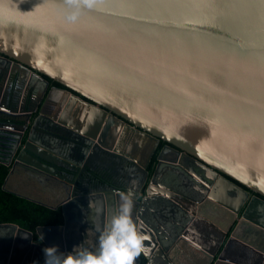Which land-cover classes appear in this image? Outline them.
Returning <instances> with one entry per match:
<instances>
[{
  "label": "water",
  "instance_id": "obj_1",
  "mask_svg": "<svg viewBox=\"0 0 264 264\" xmlns=\"http://www.w3.org/2000/svg\"><path fill=\"white\" fill-rule=\"evenodd\" d=\"M93 2L70 24L63 0H0V59L65 87L54 125L67 132L59 143L21 119L4 187L18 167L55 179L56 205L10 190L62 222L0 223V264H44L52 245L98 251L129 191L149 250L135 264H183L184 244L200 264H264V0ZM103 153L133 166L115 179ZM75 204L95 220H73ZM200 223L209 244L192 236Z\"/></svg>",
  "mask_w": 264,
  "mask_h": 264
},
{
  "label": "flooded vegetation",
  "instance_id": "obj_2",
  "mask_svg": "<svg viewBox=\"0 0 264 264\" xmlns=\"http://www.w3.org/2000/svg\"><path fill=\"white\" fill-rule=\"evenodd\" d=\"M44 78L47 81V85H45V83L39 78L30 77V75L26 74L24 70H19L16 66L0 59V124H3V127H1L3 129L1 134L2 141L0 143L7 146V154L9 155L11 154V151L15 149L19 140L20 130L24 126V121H21V119H27L30 116V120H35L33 125L35 130L33 131L34 134L36 131L51 133L55 137L60 138L59 143L61 142L63 134L67 133L65 130H61L54 125V117L57 116L58 118L61 115V107L59 105L61 101L59 98H55V88L65 87L46 76H44ZM9 112L17 114V116L8 118V116H10ZM32 122L34 121H31L29 128L32 125ZM166 144L167 143L162 140L159 141L153 156L151 157V162L153 159V164L156 159V154ZM98 155L101 156L103 162L107 163L108 161L110 163L109 167L104 165L107 167L105 170L109 172V174L111 173L115 179L121 177L124 173L123 171L118 172L117 168L122 167L126 171V169L133 166L132 163L118 159L114 156L110 159L105 153ZM94 159H97V155L91 160L93 161L92 164L95 161ZM19 173L20 170L18 167L16 176L11 179L12 181H16L13 185V190L22 193H24V191L25 193L27 191L33 193L34 189H32L31 186L29 189L25 186V183L27 185L31 180L26 177L21 179L18 175ZM49 179H51V177L39 175L35 178L36 182L34 185L37 187V185H40L41 183L43 184ZM41 188L44 190L46 189L45 186H42ZM33 195L35 196H33L35 199L45 202L42 196L35 195L34 193ZM33 240H38V238L34 236Z\"/></svg>",
  "mask_w": 264,
  "mask_h": 264
},
{
  "label": "clouds",
  "instance_id": "obj_3",
  "mask_svg": "<svg viewBox=\"0 0 264 264\" xmlns=\"http://www.w3.org/2000/svg\"><path fill=\"white\" fill-rule=\"evenodd\" d=\"M66 5L65 19L75 23L82 10L91 9L93 0H63ZM119 212L112 216L100 237L99 250L76 246L73 251L61 254L58 245L44 249V264H135L142 253L149 254L144 241L146 237L137 228L133 219L134 201L132 192L121 193Z\"/></svg>",
  "mask_w": 264,
  "mask_h": 264
},
{
  "label": "trees",
  "instance_id": "obj_4",
  "mask_svg": "<svg viewBox=\"0 0 264 264\" xmlns=\"http://www.w3.org/2000/svg\"><path fill=\"white\" fill-rule=\"evenodd\" d=\"M6 148L0 143V223H15L31 231H35L38 225L61 223L60 208H50L4 187L10 171V166L4 164L9 155Z\"/></svg>",
  "mask_w": 264,
  "mask_h": 264
},
{
  "label": "crops",
  "instance_id": "obj_5",
  "mask_svg": "<svg viewBox=\"0 0 264 264\" xmlns=\"http://www.w3.org/2000/svg\"><path fill=\"white\" fill-rule=\"evenodd\" d=\"M118 172H125V169L122 167L117 168ZM84 173V172H83ZM14 178V176L10 177L7 184L9 183V186L11 185V182L16 183V181H12L11 179ZM81 179V178H80ZM57 181L53 178L46 180L43 184L41 183L40 185H34L35 183L30 182V183H25V186L29 189L31 186L33 190V193L38 194L39 196H42L43 199L47 204H57L60 201V197L51 193L49 189H51ZM84 184V183H83ZM14 185V184H13ZM53 185V186H51ZM45 186L46 189H42L41 187ZM36 187V188H34ZM43 190V193H42ZM32 191V190H31ZM25 193V191H24ZM33 193L26 192L25 194L34 196ZM92 209V208H91ZM99 209V207H97ZM71 218L74 220H80V221H87L89 223V219H92L93 221L95 220L94 214L92 215H87V213H93L92 211H88L87 208L82 207L80 204H75L73 205V208L70 210ZM95 211V210H94ZM86 213V216L84 217V214ZM95 226V225H94ZM162 229V228H161ZM193 238L197 239L198 241L205 242L209 244L215 239V234L214 232L210 231L209 228L205 227L202 223L197 226V229L194 233H192ZM234 249V250H233ZM228 252L229 257L231 258H241L239 253H237L236 248H233ZM202 254L200 252H197L195 250H192L188 245L184 244L181 246L180 250V258L183 264H200L201 260L203 257L201 256Z\"/></svg>",
  "mask_w": 264,
  "mask_h": 264
},
{
  "label": "rangeland",
  "instance_id": "obj_6",
  "mask_svg": "<svg viewBox=\"0 0 264 264\" xmlns=\"http://www.w3.org/2000/svg\"><path fill=\"white\" fill-rule=\"evenodd\" d=\"M13 184H15L14 182H11V185L12 186H9V183L7 184V188H11V189H13L14 187H13ZM20 191H21V189H20ZM35 194V193H34ZM35 195H38V194H35ZM35 197V196H34Z\"/></svg>",
  "mask_w": 264,
  "mask_h": 264
},
{
  "label": "built area",
  "instance_id": "obj_7",
  "mask_svg": "<svg viewBox=\"0 0 264 264\" xmlns=\"http://www.w3.org/2000/svg\"><path fill=\"white\" fill-rule=\"evenodd\" d=\"M9 159H10V155L7 157V159H6V161L4 162V164H6L7 165V161H9ZM8 166H10V165H8Z\"/></svg>",
  "mask_w": 264,
  "mask_h": 264
}]
</instances>
